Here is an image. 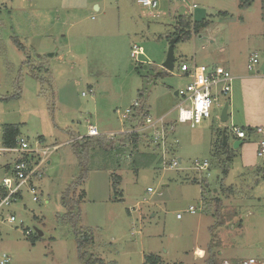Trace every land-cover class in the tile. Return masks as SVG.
Wrapping results in <instances>:
<instances>
[{"label":"rangeland","instance_id":"374dc122","mask_svg":"<svg viewBox=\"0 0 264 264\" xmlns=\"http://www.w3.org/2000/svg\"><path fill=\"white\" fill-rule=\"evenodd\" d=\"M98 1L104 4L101 11L93 7L90 19L83 21L91 29H83L84 39H69L72 51L67 53L33 19L39 0H0V97L17 96L0 100V149L2 128L10 124L19 125L20 138L31 145L59 146L33 180L38 200H32L26 186L16 202L0 211V255L8 254L9 264H144L150 255L161 264L264 258V158L256 155L259 138L250 136L244 145L258 166L241 168L232 132L243 121L238 96L231 100L225 123L220 114L229 94L220 95L211 118L195 128L175 125L178 144L169 156L181 161L175 170H162L150 138L133 146L117 137L122 142L114 140V150L102 151L109 147L104 143L81 157L74 144L88 125L101 134L127 128L116 111L124 112L136 100L145 102L153 121L168 115L174 122L180 101L175 92L189 82L179 71L181 63L194 60L232 76L259 66L264 71V0H156L153 11L134 0ZM184 15L209 23L198 34L190 29L191 37L175 43L174 68L165 73L162 65L177 19ZM64 29L59 25L58 33ZM134 45L141 50L136 59L130 56ZM33 51L47 60L41 67L47 81L42 85L26 63L35 57ZM253 54L259 64L248 71ZM236 84L238 80L234 88ZM216 150L234 159L216 158ZM16 157L0 156V183L11 176ZM195 160L207 161L208 170L191 169ZM113 179H118L116 185ZM74 183L81 184L72 199L84 197L78 201V216L68 220L60 200ZM190 206L196 208L194 214L186 213ZM11 215L14 223L7 222ZM75 229L93 240L81 253ZM92 257L100 261H90Z\"/></svg>","mask_w":264,"mask_h":264},{"label":"built area","instance_id":"2783aa9c","mask_svg":"<svg viewBox=\"0 0 264 264\" xmlns=\"http://www.w3.org/2000/svg\"><path fill=\"white\" fill-rule=\"evenodd\" d=\"M141 8L153 11L157 8L156 0H134ZM154 16V14H151ZM140 48L134 45L130 52L131 58L136 59L140 54ZM259 64L257 54H253L247 61L246 68L248 71H253L254 67ZM257 69V68H255ZM254 69V70H255ZM179 71L182 76L186 77L189 82L185 88L176 91V96L180 101L177 106V118L174 122L168 121V115H164L153 121L150 114L146 117L141 113V102L136 100L134 104L127 110L121 113L116 111L119 121L124 125L127 123V128L123 127L120 132L101 134L96 126L88 125L85 136H79L77 140L83 138H94L105 136L108 139L120 137L123 135L137 134L143 139L148 140L156 146L158 151V161L162 170H175L180 166V159L171 158L173 146L178 144L176 133V124H188L190 128H195L202 121L210 119L213 106H217L219 96H227L231 93L235 77L228 71L220 70L217 67L198 66L193 60L191 63H181ZM91 93V91H90ZM82 96H87L82 93ZM170 114V113H169ZM232 132L237 140L245 141L250 136H257L256 155L259 159L264 158V128H253L251 132L245 131L243 128L232 126ZM150 133V135H149ZM172 136L171 140L169 137ZM59 146L47 147L41 146L40 142L31 145L28 141L20 138L17 141V146L13 148L0 149V156L3 153L14 154L17 157L12 161L11 176L4 177L0 183V211L16 202L21 196V190L28 187L33 195L32 200L36 202L38 199L35 196L38 187L33 184V180L39 177V170L44 164H48L50 154L58 149ZM191 169L197 172L208 170L209 164L207 161L200 162L195 160ZM151 192V189H147ZM196 208L190 206L186 213L194 214ZM177 219L181 218V214H177ZM8 223H14L15 217L10 216L7 219ZM28 234V232H26ZM10 257L8 254L0 255V264H9ZM224 264H228L224 262ZM237 264H264V258H248L241 260Z\"/></svg>","mask_w":264,"mask_h":264},{"label":"crops","instance_id":"0c3cea01","mask_svg":"<svg viewBox=\"0 0 264 264\" xmlns=\"http://www.w3.org/2000/svg\"><path fill=\"white\" fill-rule=\"evenodd\" d=\"M101 4H103V2H99L98 0H39L38 4L36 5V11L33 12V14L36 13V15L33 16V19L36 21V24L39 27L47 29L48 33H45V36L49 38V40L53 41V38L56 39V41L58 40V48L66 47L68 49L67 53H70L72 50L70 48L71 45L69 43V39L73 38L74 41L84 39V30L87 31L91 28L87 27L86 24L83 25V21L90 19V12L93 7H95V11L100 12L102 9ZM44 7L46 8L45 12L47 11V16L45 13H43ZM188 16L190 15H184L182 17ZM59 25L60 28L63 27L66 29H64V31H62L60 34L57 30L59 29ZM82 25L83 27L81 29H76L78 26ZM74 28L75 32L80 30L79 34L76 35L71 33ZM46 34L50 35L47 36ZM58 51L59 49L56 50V53L52 54L51 57L57 56ZM39 53V51H33L35 57L32 60L27 61L32 64L43 63L45 65L47 60L42 59ZM234 77V83L238 80V84H236L235 88L232 87V91L228 95L229 100L226 102L228 103V110L231 107L232 98L238 96L242 106L243 121L241 128H264V71H262L259 66L254 72H246L245 74L235 73ZM236 141L239 140H237L235 137L234 142ZM247 146L248 145H244V141H242V145L238 148L240 153H238L237 156L240 160L241 168L244 169V171H252L258 166V163H256L255 157L251 158L250 155L247 154V152H249V149L246 148ZM240 261L241 260H237L233 263L237 264ZM224 262L233 264L232 262L226 260H224L223 263Z\"/></svg>","mask_w":264,"mask_h":264},{"label":"trees","instance_id":"16d2710c","mask_svg":"<svg viewBox=\"0 0 264 264\" xmlns=\"http://www.w3.org/2000/svg\"><path fill=\"white\" fill-rule=\"evenodd\" d=\"M208 23L209 22L207 20L195 22L190 17H179L177 19V27H176V32L174 34V37L177 38L176 43L181 39H188L189 37H191L192 34L190 32V29H192L194 34H198L201 29L205 28L208 25ZM18 46L21 49V51H24V48L19 43H18ZM26 63L28 64L29 74L31 75V77H33L35 80H37L41 85L44 83H47L46 79L42 76L43 70L41 67H44L43 63H41V64L40 63L39 64L33 63L32 64V63H29L28 61H26ZM164 72L167 73V71L165 69H164ZM16 97L17 96H12L11 98L0 97V100L6 101V100L13 99ZM141 105H142L141 106L142 116L146 117L149 114V111H148L144 101L141 102ZM244 130L247 132H251L252 128H247ZM120 137H122V139L124 141L130 142L133 146H136L137 141H140V139H142V137L138 136L137 134L123 135ZM120 137H118V138H120ZM19 138H20L19 125H11L10 124V125H4L3 126L2 133H1V142H2L3 148H13V147L17 146V141ZM118 138L116 137V138L108 139L105 136H99V137H94V138H83L80 140L79 143H77V142L74 143L76 145L75 151L81 157L82 155L88 153L92 149H95V146L100 145L98 148L101 149L102 144L108 143L109 147L108 148H102V151L107 152L109 150L108 152H110V151L114 150L112 148L115 146V144L113 142L114 140H118L117 142H122V140H120ZM218 154L224 155L226 157L227 162H231L233 157H234L233 154H226V152L224 150H221V151L216 150L214 153V157L217 158ZM263 170H264V168H263ZM222 172L224 173V176H226L227 172H228V168L224 167ZM262 175H263L262 181H264V174H262ZM79 181H83V177H81ZM113 182H114V185H116L118 182V179H113ZM256 183H259L258 180ZM80 184L81 183H79V184L76 183L75 186L69 187L62 194L60 202H61L62 207L67 212L66 219H68V220H71L72 218H76L78 216V213L76 210L78 207V204H79L78 201H81L83 199L84 195L80 194L76 200L72 199L71 195L72 194L74 195V193L77 191L78 185H80ZM75 235H76L75 237L77 238L78 249H79L80 253L86 245H91L93 243L92 237L84 230L75 229ZM35 239L36 238H34L33 240H35ZM90 261L99 262L100 260L92 257L90 259ZM144 264H161V263H160L159 258L157 256L150 255V256L146 257Z\"/></svg>","mask_w":264,"mask_h":264},{"label":"water","instance_id":"95a60500","mask_svg":"<svg viewBox=\"0 0 264 264\" xmlns=\"http://www.w3.org/2000/svg\"><path fill=\"white\" fill-rule=\"evenodd\" d=\"M177 41V38H173L170 41L169 47H168V51H167V55H166V59L162 65V67L166 70L171 72L174 68V62H175V57H174V45ZM51 56V55H50ZM177 94L175 93V96ZM228 103H225L222 110H221V114H220V121L221 123H225L228 121ZM223 144L224 146L226 145V139L225 136L223 135ZM242 145V141H236L234 142L233 148L234 149H238L240 146Z\"/></svg>","mask_w":264,"mask_h":264},{"label":"bare ground","instance_id":"6f19581e","mask_svg":"<svg viewBox=\"0 0 264 264\" xmlns=\"http://www.w3.org/2000/svg\"><path fill=\"white\" fill-rule=\"evenodd\" d=\"M197 253H198L199 255H201V254H202V253H201V251H198Z\"/></svg>","mask_w":264,"mask_h":264}]
</instances>
